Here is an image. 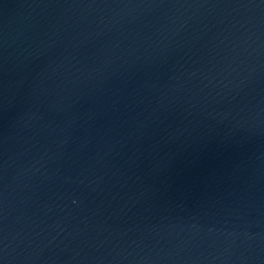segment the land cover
Wrapping results in <instances>:
<instances>
[{
  "label": "water",
  "instance_id": "95a60500",
  "mask_svg": "<svg viewBox=\"0 0 264 264\" xmlns=\"http://www.w3.org/2000/svg\"><path fill=\"white\" fill-rule=\"evenodd\" d=\"M0 264H264V0H0Z\"/></svg>",
  "mask_w": 264,
  "mask_h": 264
}]
</instances>
